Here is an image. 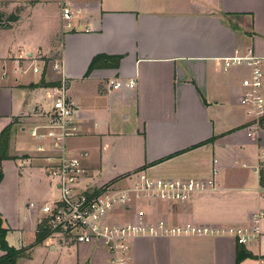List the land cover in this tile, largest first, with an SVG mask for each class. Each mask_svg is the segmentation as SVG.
Listing matches in <instances>:
<instances>
[{"label": "crops", "instance_id": "1", "mask_svg": "<svg viewBox=\"0 0 264 264\" xmlns=\"http://www.w3.org/2000/svg\"><path fill=\"white\" fill-rule=\"evenodd\" d=\"M35 1L0 0L9 15L31 12L28 22L20 13L18 21L0 27V134L16 122L9 153L17 157L2 164L0 213L8 244L26 249L16 264H110L108 252L94 244L61 246L49 238L35 244L42 214L30 204L49 200L44 171L34 168L37 142L30 129L47 122L57 60L77 108V133L66 146L71 154L88 153V175H99L92 184H118L138 171L214 179L215 191L183 204L154 209L138 203L133 210L149 221L248 226L264 211V124L252 126L240 104L250 70L226 69L222 62L250 49L264 57V0H78L91 31L67 34L59 7ZM26 25L32 29L26 32ZM99 55L121 60L101 58L88 74ZM20 66L28 71L16 72ZM113 79L135 80L136 86L114 90ZM8 176L31 185L28 203L8 197ZM260 229V239L248 246L231 237H140L132 241V261L264 264V218ZM240 251L250 256L239 260ZM4 253L0 247V257Z\"/></svg>", "mask_w": 264, "mask_h": 264}, {"label": "built area", "instance_id": "2", "mask_svg": "<svg viewBox=\"0 0 264 264\" xmlns=\"http://www.w3.org/2000/svg\"><path fill=\"white\" fill-rule=\"evenodd\" d=\"M40 1L59 7L62 34L91 31L78 0ZM222 62L226 69L246 67L250 70V76L241 82L240 104L252 126L259 128L264 124V57L250 49ZM52 70L58 75V85L52 89L47 122L30 129V136L37 142L36 153L45 162V174L55 182L54 200L40 206L30 204L31 208H39L42 214L40 225L49 231V239H55L61 246L101 244L110 256V264H133L132 241L140 237H231L243 246L260 239L264 211L255 214L248 226H210L192 222L171 224L165 219L149 221L142 212L139 215L135 212L132 222L122 220L134 211L133 203L144 202L147 206L183 204L193 200L197 194L215 191V181L154 178L138 171L122 179L128 182L124 187H116L114 182L101 186L86 183L89 175L84 161L88 153L71 154L66 146L67 140L76 135L78 127L77 108L68 97L69 84L63 61H55ZM27 71L21 66L16 69L21 73ZM32 71L41 73L36 66H32ZM110 85L114 90L124 86L133 89L136 81L113 79ZM214 173L216 175L217 170Z\"/></svg>", "mask_w": 264, "mask_h": 264}, {"label": "trees", "instance_id": "3", "mask_svg": "<svg viewBox=\"0 0 264 264\" xmlns=\"http://www.w3.org/2000/svg\"><path fill=\"white\" fill-rule=\"evenodd\" d=\"M21 9H17L16 12L5 15L4 13L0 12V27H9L11 23H14L18 21L19 15H20ZM114 59V61H120V56H105V55H99L95 57L88 69V74L91 72V70L94 68V65L101 59ZM16 122H12L9 126H7L0 134V185L4 179V172L2 168V164L4 161L8 160H14L17 159V157L10 156L9 149H10V141L11 136L14 130V125ZM264 178H262V181ZM8 228L5 226L4 219L0 213V247L2 251H4V255L0 257V264H16L17 261L25 257L27 255L26 249H17L14 247H11L7 240L6 235L8 233ZM49 231L45 228L44 225H40L39 231L36 236V245L42 244L46 239H48ZM250 254L247 252H241L239 253V260H243L244 258L249 257Z\"/></svg>", "mask_w": 264, "mask_h": 264}, {"label": "rangeland", "instance_id": "4", "mask_svg": "<svg viewBox=\"0 0 264 264\" xmlns=\"http://www.w3.org/2000/svg\"><path fill=\"white\" fill-rule=\"evenodd\" d=\"M32 1H34V0H32ZM35 2H43V1H38V0H36ZM2 7L3 6H0V12H2V13H4V11H3V9H2ZM5 10V9H4ZM21 15L23 16V20L24 21H26V22H28V20H29V15H31V12H25V9H22L21 8ZM5 15H9V14H7V13H4ZM31 19H33V17L31 16ZM24 24H26V23H24ZM26 32L30 29H32L31 28V25H26ZM11 67V66H10ZM9 67V68H10ZM8 68V69H9ZM69 91H68V95H69ZM4 108L6 109V110H8V108H7V104H6V101L4 102ZM4 108H3V105H2V108H1V110L4 112ZM36 163V165L34 166V168H41L43 171H44V167H45V162L43 161V159L41 158V156H39V155H37V158H36V161H35ZM33 163H34V161H33ZM17 170H18V172H21L22 171V168H17ZM14 174V173H13ZM98 174H95V176L93 177V178H91L90 176H89V178H86L85 179V182L86 183H94V182H96L97 180H98ZM42 181H43V184H44V186H46V188H47V192H48V198H47V200H49V201H52V200H54L55 199V196H56V189H55V182L53 181V180H51V178H49L46 174H45V171H44V173L42 174ZM128 182H127V180H121L117 185H116V187H124L126 184H127ZM31 185L30 184H28V182H26V181H18V180H15L14 178H13V176L12 177H10V176H8V180H7V187H6V191L8 190V191H10V195L8 196V197H13L14 199H18L19 197L21 198V199H23L26 203H28L29 202V200L32 198L31 197V195H32V193H31ZM5 197H7V194L6 195H4ZM4 200H5V198H3ZM48 202V201H47ZM137 202L136 203H133L132 205H133V208H136L137 207ZM141 205H143V206H145L146 205V203H141ZM156 205H158V204H156ZM156 205H153L154 207V209H156L157 207H156ZM147 206V205H146ZM148 207V206H147ZM14 208H16L17 210H19L17 207H12V210L11 211H13V215L14 216H17V211H14ZM152 208V209H153ZM136 211H135V209H134V211L131 213V214H129L128 216H124L123 218L124 219H122V220H126V222L127 221H129L130 220V222H132V221H134V218H133V215H134V213H135ZM122 218V217H121ZM16 220H19L18 218H16ZM52 241H54V242H57L55 239H51ZM93 244H95V243H93ZM99 247L101 248L102 246H101V244H99Z\"/></svg>", "mask_w": 264, "mask_h": 264}]
</instances>
